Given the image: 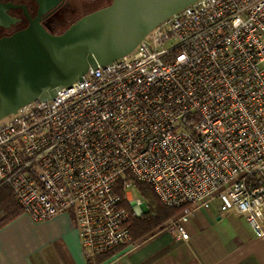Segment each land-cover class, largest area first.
Returning a JSON list of instances; mask_svg holds the SVG:
<instances>
[{
	"label": "built area",
	"instance_id": "obj_1",
	"mask_svg": "<svg viewBox=\"0 0 264 264\" xmlns=\"http://www.w3.org/2000/svg\"><path fill=\"white\" fill-rule=\"evenodd\" d=\"M264 234V0H196L127 55L0 120V188L32 220L66 212L85 256L135 246L133 182ZM123 195V196H122Z\"/></svg>",
	"mask_w": 264,
	"mask_h": 264
},
{
	"label": "water",
	"instance_id": "obj_2",
	"mask_svg": "<svg viewBox=\"0 0 264 264\" xmlns=\"http://www.w3.org/2000/svg\"><path fill=\"white\" fill-rule=\"evenodd\" d=\"M194 1L110 0L59 34L34 20L1 37L0 120L34 101L51 100L90 68L129 54L158 24Z\"/></svg>",
	"mask_w": 264,
	"mask_h": 264
},
{
	"label": "crops",
	"instance_id": "obj_3",
	"mask_svg": "<svg viewBox=\"0 0 264 264\" xmlns=\"http://www.w3.org/2000/svg\"><path fill=\"white\" fill-rule=\"evenodd\" d=\"M138 213L147 209L146 202ZM144 205L142 207L141 205ZM186 240L163 229L123 245L97 264H264V234L257 236L244 216L221 212L217 203L192 212L183 224ZM0 264H87L79 236L66 212L41 221L22 212L0 228Z\"/></svg>",
	"mask_w": 264,
	"mask_h": 264
},
{
	"label": "flooded vegetation",
	"instance_id": "obj_4",
	"mask_svg": "<svg viewBox=\"0 0 264 264\" xmlns=\"http://www.w3.org/2000/svg\"><path fill=\"white\" fill-rule=\"evenodd\" d=\"M105 1L0 0V38L26 29L34 20L50 33L59 34L78 18L81 11L105 6Z\"/></svg>",
	"mask_w": 264,
	"mask_h": 264
},
{
	"label": "trees",
	"instance_id": "obj_5",
	"mask_svg": "<svg viewBox=\"0 0 264 264\" xmlns=\"http://www.w3.org/2000/svg\"><path fill=\"white\" fill-rule=\"evenodd\" d=\"M139 193L143 196L147 209L132 216L128 222L131 237L134 240L146 239L158 231L166 229L167 222L177 216L180 208L167 207L162 204L151 188L137 181L133 182ZM123 196V195H122ZM124 207L132 210L129 203L124 202ZM23 212L9 187L0 188V228L15 219ZM106 255V254H105ZM103 259L100 255H87V264H97Z\"/></svg>",
	"mask_w": 264,
	"mask_h": 264
},
{
	"label": "rangeland",
	"instance_id": "obj_6",
	"mask_svg": "<svg viewBox=\"0 0 264 264\" xmlns=\"http://www.w3.org/2000/svg\"><path fill=\"white\" fill-rule=\"evenodd\" d=\"M110 2V0H106L105 1V4L107 5L108 3ZM87 11H85V10H83V11H81V13L80 14H78V18L80 17V16H82L83 14H85ZM129 191H130V193H131V203H134L135 204V207L137 208V209H139V204L141 203V202H144L145 200H144V198H143V196L139 193V191L135 188V187H130V189H129Z\"/></svg>",
	"mask_w": 264,
	"mask_h": 264
}]
</instances>
